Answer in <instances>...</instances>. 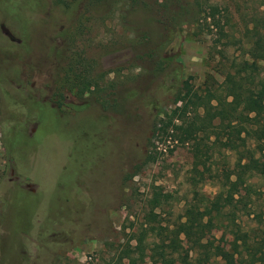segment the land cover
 <instances>
[{
    "label": "rangeland",
    "instance_id": "374dc122",
    "mask_svg": "<svg viewBox=\"0 0 264 264\" xmlns=\"http://www.w3.org/2000/svg\"><path fill=\"white\" fill-rule=\"evenodd\" d=\"M210 2L227 9L218 43L192 18L193 0H0V264H115L133 245L154 188L158 220L169 227L193 191L214 196L236 155L212 135L199 139L190 119L176 122L173 141H154V163L126 177L148 148L150 124L171 106L159 61L170 59L198 93L216 95L233 63L249 61L264 0ZM75 56L98 77V95L68 90L63 79ZM246 145L264 168V150ZM248 183L236 190L245 203L236 228L180 237L187 256L191 243L214 251L208 264H241L239 238H264V180ZM164 236L147 237L146 247Z\"/></svg>",
    "mask_w": 264,
    "mask_h": 264
},
{
    "label": "trees",
    "instance_id": "16d2710c",
    "mask_svg": "<svg viewBox=\"0 0 264 264\" xmlns=\"http://www.w3.org/2000/svg\"><path fill=\"white\" fill-rule=\"evenodd\" d=\"M193 6L192 18L200 20L203 29L208 32L214 30L217 35L213 42L218 43L224 39L227 9L220 8L210 0H193ZM260 26L254 24L250 32L252 35L247 51L249 61L244 59L233 63V71L225 74L222 92L218 95L209 90L198 93L187 79L182 80L178 76L177 66L170 67V59L163 66L162 62L157 63L161 86L170 95L171 106L160 119L150 124L148 148L140 162L126 174L127 179L147 164L154 163L158 155L154 141H173L180 131V125H176V122L181 124L187 119L198 126L201 132L199 139L208 140L209 136H214V143L234 153L236 159L231 169L223 175L214 196L206 200L193 191L192 198L183 203L180 214L170 227L167 224L161 225L158 220L156 211L162 210L161 195L154 188L146 201L148 209L131 237L133 245L120 249L114 259L115 264H147V261L154 259H158L159 264H169L172 258H178L183 264H208L210 257L215 255L214 251L204 245L194 249L190 243L189 248L193 254L187 256L179 244V238L184 236L197 240L210 228L226 229L230 225L236 228V211L245 209L243 197L237 195V188L245 186L248 191V180L254 176L264 180V168L258 165L253 152L246 153L247 140L252 141L255 151L264 150V27ZM65 72L63 80L68 84V90H74L75 95L82 96L91 92L98 95L102 90L98 77L89 75V65L80 56L69 60ZM101 99L98 97V100ZM199 145L194 143L196 152ZM27 223L28 220L25 225ZM158 232H162L165 239L146 247L147 237ZM239 240L241 251L238 256L241 264H264V238L248 242L241 236ZM214 249L218 250L219 246Z\"/></svg>",
    "mask_w": 264,
    "mask_h": 264
}]
</instances>
